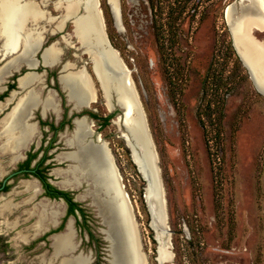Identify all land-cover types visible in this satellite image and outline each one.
<instances>
[{
    "label": "rangeland",
    "instance_id": "374dc122",
    "mask_svg": "<svg viewBox=\"0 0 264 264\" xmlns=\"http://www.w3.org/2000/svg\"><path fill=\"white\" fill-rule=\"evenodd\" d=\"M53 1H48L47 10L56 16L59 14ZM99 1L109 40L130 71L158 156L170 231V246L164 249L171 257L162 264H264V96L233 47L225 13L237 0H119V26L107 0ZM158 31L164 32L162 39ZM66 32L71 34L73 47L61 43L60 38L53 43L58 42L66 51V60L79 65L88 61L86 66L92 73L71 22ZM257 34L264 38V32ZM41 46L42 42L34 53ZM20 50L22 54L17 57L22 61L30 50L28 46ZM5 62L0 57V68ZM32 63L36 65L33 58ZM23 69L26 71L24 66ZM44 70L49 68L40 65L38 71ZM11 78L6 76L0 87ZM94 80L97 102L88 111L97 114L98 119L88 116V122L93 123L91 140L96 142L100 135L115 158L135 214L144 263L161 264L144 199L146 182L121 137L123 128L114 123L122 111L116 105L109 110L95 77ZM44 85L41 82L34 88L42 99L51 93L59 110L48 111L43 120L58 126L63 117L71 119L76 112L63 88L56 81L48 92ZM27 113L34 116L30 123L42 119L41 108L28 109ZM109 116L111 119L104 124ZM71 120L72 127L55 135L49 127L41 128L13 162L9 154H0V185L31 149L38 152L42 147L36 161L49 154V163L54 165L46 176L60 188L58 183L63 178L55 171L66 170L70 162L60 163L58 157L75 151L65 143L75 128ZM51 143L52 149H47ZM95 179L88 176L76 188H61L75 192V199L89 208L88 225L95 236L92 240L76 225L74 216L66 219L60 229L67 204L47 198L37 178L14 177L9 189L0 192V209L6 203L15 208L10 213L0 212V264H131L127 241L122 243L123 231ZM25 183H34L38 192L27 189ZM56 207L54 223L49 222L40 232L31 229L37 217L29 218L27 213H51ZM17 218L18 224L12 226ZM69 224L74 247L68 253L56 254L54 237L65 234Z\"/></svg>",
    "mask_w": 264,
    "mask_h": 264
},
{
    "label": "bare ground",
    "instance_id": "6f19581e",
    "mask_svg": "<svg viewBox=\"0 0 264 264\" xmlns=\"http://www.w3.org/2000/svg\"><path fill=\"white\" fill-rule=\"evenodd\" d=\"M48 1L0 0V53H2V55H8L26 46H28L30 50L22 61L17 57L0 68V83L4 81L6 76L11 75V72L17 70L21 63L29 68L34 67L32 58L35 54V48L43 41L44 34L50 31L46 29L47 26L52 27L51 32L57 34V32H62L65 26L71 22L73 24V34L83 49L96 51L98 55H103L108 62H115V58L118 60L117 53H113V55H111L112 53L108 54L102 47L103 28H101L102 23L95 12L98 5L97 0H55L52 4L55 12L59 14L58 16L51 15L47 10L49 6ZM108 1L110 7L114 11L112 14L115 16L117 26H119V0ZM245 1L248 3L247 5L240 6V17L236 18L237 20L235 19V23H237L238 27L248 26V31L252 27H256L257 33L264 32L262 31L264 30V0ZM79 5L84 7V12L77 18L76 15L79 11ZM235 12L233 8H228V17L230 19L231 16V23L235 21L233 18ZM237 37H239V40L237 39L239 43H242L245 47L244 51L247 57H251L255 78L260 88L264 91V45L253 37H240V35ZM64 40L67 41L68 46H72L69 38L65 37ZM61 54L62 49L59 47L58 43H55L44 51L42 59L46 66L53 67L60 59ZM96 66L99 71L103 69L104 66L101 58L97 59ZM68 67L72 68L74 64L69 63L65 65L64 68ZM105 78H102L105 91L104 99L106 100L109 110L113 111L110 84L118 82V80L116 81L115 77L111 75ZM60 82L63 90L68 94L70 102L76 108L84 110V108H87V99L92 96L94 98L91 82L83 70L63 75L60 78ZM39 83H41V77L28 73L18 81L20 89L25 92L21 98L16 99L18 93H13L6 103H0L1 113L7 105L17 101L12 111L0 120V154H9L12 156L11 162L17 160L19 153L31 144L38 135L36 125L30 123L33 117L32 113H27L28 109L35 110L42 108L44 112H58L57 104L51 93H49L45 99H42L40 92L35 89L31 90L32 87ZM121 96V98L119 97V102L127 107L126 118L118 117L114 123L122 128L124 126L128 128V136H130V139L134 138L146 157L147 148L144 143L145 135L143 123L138 119V113H136L138 101L135 100L132 90H128L126 93L122 88ZM122 130H124V128ZM93 132L92 122H88L85 119L75 121L73 133L69 135L67 139L65 138L66 145L75 149V151L61 154L58 157L60 163L70 162L66 170L55 171L56 176L63 178V181L58 183V186L60 188H76L84 182L88 176H93V178H96L95 180L98 179L100 188H102L103 194L106 195V199L108 200L107 207L112 211L119 224L124 226L127 231V251L133 258L131 264H145L143 254L139 248L141 247L139 234L138 231L135 232L131 215L127 209V197L124 192V187L113 164V159L109 150L106 147L107 142L98 135L96 142L93 143L91 140ZM122 133L121 131V135ZM148 177L151 176L149 175ZM143 179L148 183V179ZM24 186L27 187V189H33L35 184L25 183ZM33 192H38V189L34 188ZM14 209L11 203H6L0 209V212L10 213ZM57 215V207L55 211L52 210L51 213L45 210L37 214L34 212L27 213L29 218L37 217L36 223L31 227L35 232H40L44 227L48 226L49 222L54 223ZM18 222L19 218L15 219L11 225L15 226ZM135 227L136 230H138L137 225ZM53 241L56 254L70 252L74 247L71 224L68 225V231L65 234L54 237ZM163 256L165 261H170L171 257L166 253L165 249L163 250Z\"/></svg>",
    "mask_w": 264,
    "mask_h": 264
},
{
    "label": "water",
    "instance_id": "95a60500",
    "mask_svg": "<svg viewBox=\"0 0 264 264\" xmlns=\"http://www.w3.org/2000/svg\"><path fill=\"white\" fill-rule=\"evenodd\" d=\"M238 3H233L230 6H228V8H233V10H235V16L233 17L234 20L236 18L240 17V12H239V8L241 5H247V1L245 0H238ZM98 5L95 9L96 15L97 17H99L100 21H101V28L103 31V39H102V47L105 51H107L108 54L113 55V53H117V58H115V62H108L106 60V58L103 55H98V53H96V51L93 50H83L82 46H79V48L82 51V54L87 55L88 60L91 63V71L97 81V83L99 84V88L102 91L103 97H105L104 93V88H103V84H102V78L104 79L105 77L108 78V76H113L115 77L116 81L118 80V82L112 83L110 84L111 90H110V94H111V104L113 109L115 108V105L119 107V109L122 111V115H120V118H126V106L123 104H121L119 102V97L121 98V94H122V88L125 90V92L127 93L128 90H132L134 93V97L135 100L138 101V108L136 110V113H138V119L143 123V129H144V143L146 145L147 148V156L145 157L140 146L137 144V142L134 140V138L130 139V136H128V128H126V126H124V130L122 131V135L121 137L124 139L126 146L128 147V149L130 150V157L133 161V163L135 164V166L137 167V170L139 171L140 175L143 178L148 179V183H146V187L144 189V199H145V203L150 215V227L153 229L154 231V238L158 243V247H157V252L159 254V261L162 264L163 262H167L165 261L163 258V250L165 247L170 246V242L168 239V235L170 234L169 228H168V223H167V214H166V202H165V198H164V193L162 190V185H161V179L159 176V168H158V156H157V152L155 149V145L153 142V139L151 137V133H150V128L147 122V118H146V114L143 108V105L141 103L140 97L135 89V87L131 84L130 81V71L127 70L126 68H124V64L122 61V58L119 55V52L112 46L108 34L106 32V24H105V19L103 16V12L102 9L100 8V1L97 0ZM108 5L110 6L109 1L107 0ZM228 8L226 10L225 13V18H226V22L227 25L229 27V31L232 37V41H233V46L234 49L237 52V55L239 56L241 62L243 63L244 67L247 69L249 76L251 78V80L253 81L254 85L256 86L258 92L260 94H262L264 96V91L260 88L259 83L257 82L255 75H254V71H253V62L251 57H247V55L245 54V47L243 46L242 43H239V36H248L249 37H253L255 39H257V41L261 42L264 45V38H261L258 34H257V28L256 27H252L251 29H249L248 31V26L246 27H238L236 20L231 23V16L230 19L228 17ZM111 9V13H113V9L110 7ZM84 12V7H81V5H79V11L77 13V18H79ZM113 15V14H112ZM114 21H115V16L113 15ZM76 20V19H75ZM116 23V22H115ZM235 23V24H234ZM259 30V28H258ZM264 31V30H262ZM263 33V32H260ZM238 39V40H237ZM53 44V42L51 43ZM49 44L48 46H41L39 47V49L37 50V52L34 54L33 59L36 62V65L32 68H29L27 66H24V64H22L18 70H16L17 72H20L21 76L19 77L22 78L25 75H27L28 73H34L37 76L43 78V76H45L47 74V70L42 71L41 73L38 71V68L40 67V65H42L45 68H49L52 69L53 67L58 69V84L60 85L61 89V82H60V78L65 75V74H69V73H73L74 71H79V70H83V72L89 77V80L91 82V86H92V94L93 96L87 99L86 105L87 108L85 110H89L91 109V106L93 104H95L97 102V87H96V82L94 80V77L92 75V73L90 72V70L88 69V67L86 66V64H88V61H86V63L83 65H79L76 62H72V61H63L62 59L59 60V62L53 66V67H48L44 64L43 59H42V55L44 53V51L51 45ZM91 52V53H90ZM95 52V53H94ZM98 52V49H97ZM22 54V50L18 49L15 50L13 52H11L10 54H6V55H2V53H0V57L1 60H6V62L2 65L4 66L7 62H9L10 60L16 58L17 56H20ZM38 55H40V59L38 58ZM115 56V55H114ZM98 58H101L102 62H103V69L101 71H99V69H97L96 66V61ZM118 61V62H117ZM74 64V67H68V68H64L65 65L67 64ZM115 63V64H114ZM1 66V67H2ZM23 66L26 68V71H21ZM105 78V79H106ZM18 79V80H19ZM32 89H34L32 87ZM31 89V90H32ZM62 91L64 92V90L62 89ZM68 101L70 102V99L68 98V94H65ZM138 99V100H137ZM73 111H75L77 114H81L82 112H84L85 110H81L80 108H76L74 106H72ZM111 111V110H110ZM132 115V114H131ZM85 119L86 121H89V117L88 115H82V116H77L74 119V123L76 120H82ZM131 140V141H130ZM93 142V141H92ZM95 143V142H93ZM107 149L109 150V153L113 159V164L119 174L118 171V167L117 164L115 162V158L111 152V149L108 146L107 143ZM20 174L19 173H13L10 174L9 176H7L2 183V186L0 187V190H3L5 185L7 184L8 180L13 178L14 176ZM151 177H148V176ZM125 192V191H124ZM126 197H127V209L131 215V219L134 225V229L135 232L138 231L136 230V221H135V215H134V211L129 199V196L127 195V193L125 192ZM122 195V194H121ZM122 197V196H121ZM120 225V224H119ZM120 229L123 231L122 234V243L123 240L125 239V241H127V231L125 229L124 226L120 225ZM128 244V241L126 242ZM140 248V247H139Z\"/></svg>",
    "mask_w": 264,
    "mask_h": 264
},
{
    "label": "flooded vegetation",
    "instance_id": "af4514ba",
    "mask_svg": "<svg viewBox=\"0 0 264 264\" xmlns=\"http://www.w3.org/2000/svg\"><path fill=\"white\" fill-rule=\"evenodd\" d=\"M238 2L239 1L237 0V3ZM53 3H54V1H53ZM56 16H58V15H56ZM67 28H68V24L65 26V28L63 29L62 32H57V34L51 32L52 27L47 28V30H50V31H48L46 34H44L45 36H44L43 41H42L43 45L44 46H48L49 44H51L52 42H54L58 38H60V40H61L60 42L61 43L68 45L67 41L64 40L65 37H67V38H69V40H71L70 37H69L71 34L66 32ZM56 43H58V42H56ZM53 44H55V43H53ZM63 46L66 49V46L65 45H63ZM65 55H66V51H64L62 49V54L60 56V59L62 58L63 61H66ZM38 56H40V55H38ZM1 61H4V60H1ZM22 64L23 63H21V65ZM19 67L17 68V70L19 69ZM14 71L17 72L16 70H14ZM21 71H24V69L22 68ZM17 73H18L19 76L18 75H15V74H13L11 72L10 77H13V78L9 79L6 82V84L3 85V87H0V90H1V92H0V103H6V101L11 98V96L13 95V93H18L16 95V99L21 98V96H19V94H22L24 92V90H21L20 87H19V85L18 84L17 85L15 84L16 82L18 83V81L21 79V78L19 79V77L21 76L20 72H17ZM56 81L58 82V69L57 68H55L54 70H52V69L47 70V74L45 76H43V78H41V82H45L44 87L48 90V92H51V89H50L49 86L51 84H53V82H56ZM17 88L19 90H17ZM55 88H56V90H59L58 86H56ZM15 102H17V101H15ZM15 102H12L11 104L7 105V107L0 113V115L3 114L2 118H4L6 115H8L12 111V109L15 107V104H16ZM46 113L47 112H44L43 109L41 108L42 119H39V123H32V124H35L36 125L37 132H39L41 130V128H43V127H49V131L50 132H53L54 135L56 134V132H59V131L64 130L67 126L72 127V120L71 119H73V123H74V119L78 115L77 113L76 114H72V117L69 120L66 117H63V120L60 122V124L58 126H56L49 119L48 120H43L44 117H45V115H46ZM32 117L34 118L33 115H32ZM91 119H93V118H91ZM36 121H38V120H36ZM53 145H54V143H51L50 146L47 147V149H52V146ZM40 149L38 150V152H40ZM33 150L34 149H31L27 153V155L25 157V160L23 162L19 163L17 169L14 172H12L11 174H13V173H19L20 172V174H18V175H32V176H34L35 178H37L39 180V182L41 184V187H42V189L44 191V195L47 198H50L52 200L53 199H55V200L56 199H60V200H63L67 204L66 218H65V220L63 221V223L61 225V228H62V226H64V223H65L66 219H68L69 217L72 216V215L68 216L69 203L67 201H65L63 198H55V197H53L55 191H54V189H52V187H54L57 190H63V189L54 186V184L52 183L51 179H49L48 177L47 178H44V176L49 175L50 170H53L52 167H51V165H54V164L49 163V161L52 160V158H49L50 157V156H48L49 154H44L39 160L36 161V159L38 157V155H37L38 152H34ZM50 155H52V154H50ZM11 158H12V156H11ZM18 175H16V176H18ZM16 176H14V177H16ZM13 178H11V179L8 180V182L5 185L4 189L3 190H0V192H5V191H7V189H9L8 188V184L10 183V181ZM2 183H3V181H2ZM2 183H1L0 187L2 186ZM75 223H76V219H75Z\"/></svg>",
    "mask_w": 264,
    "mask_h": 264
},
{
    "label": "trees",
    "instance_id": "16d2710c",
    "mask_svg": "<svg viewBox=\"0 0 264 264\" xmlns=\"http://www.w3.org/2000/svg\"><path fill=\"white\" fill-rule=\"evenodd\" d=\"M105 12H106V10H105ZM109 26H110V24H109ZM161 31H158V32H160V38L162 39V37H164V32H161ZM226 34L229 37L227 31H226ZM231 44L232 43L229 42L230 48H231ZM238 58H239V56H238ZM82 115H88V116H90L93 119H98V115L97 114H94L93 112H90L88 110L85 111L83 114H78L77 116H82ZM111 117L112 116H109V117L105 118L104 119V124H107L109 122V120L111 119ZM44 178H47V176H44ZM52 189H54V191H55L53 197H55V198H63L65 201H67L69 203L68 216H70V215L74 216L76 218V225L83 232H87L88 235H89V237H90V239L93 240L95 236H94V234H93L90 226L88 225V218H90V216L88 215V213H89V210L88 209L89 208L85 204L80 203V202H78L75 199V192H73V191H66V190H57L54 187H52ZM62 228H63V226H62Z\"/></svg>",
    "mask_w": 264,
    "mask_h": 264
}]
</instances>
